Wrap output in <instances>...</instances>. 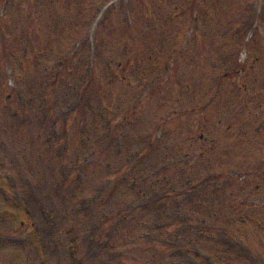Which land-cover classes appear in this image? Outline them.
Segmentation results:
<instances>
[{
	"label": "rangeland",
	"instance_id": "obj_1",
	"mask_svg": "<svg viewBox=\"0 0 264 264\" xmlns=\"http://www.w3.org/2000/svg\"><path fill=\"white\" fill-rule=\"evenodd\" d=\"M159 1L160 6L152 5L151 0H0V178L13 176V186H9L12 191L6 193L10 198L15 194V200L23 204L21 197L27 190L22 185L33 187L29 185L30 176L41 174L38 152L46 147L54 146L62 153L59 161L71 164L73 173H79L81 162L72 164L73 156L84 151L78 136L93 134L94 142L102 143L98 132L103 134L105 128L98 115L101 111L113 117L110 113L115 106L117 123L112 131L123 134L124 151L116 152L111 159L122 165L121 159L131 144L136 148L144 145L143 134L155 138L156 143L147 146L151 152L139 155L137 150L132 154L135 162L131 159L127 167L140 179L151 177L149 183L163 178L170 185L166 191L169 197L179 186L177 190L184 187L192 191L195 197L191 202L181 199L180 209L196 213L197 227L210 217L196 196L204 192L206 185L196 189L182 185L186 177H195L192 182L196 185L217 177L216 172L218 177H235L244 188L252 192L258 189L256 195L264 212V167L263 171L262 165L257 167V162L264 159V9L260 14L262 24L257 22L264 1L254 5L250 0H194L193 5L186 4L184 14L176 8L175 0ZM171 5L174 11L168 14ZM251 16H255L251 31L241 38L246 29L235 32V28ZM90 18L94 19L88 22ZM240 63H245L244 72L235 69ZM127 111L132 115L124 116ZM113 136H104L103 141L114 147L120 145L121 137L116 136L113 143ZM204 165L208 166L207 175L200 174ZM85 173V177L100 176L91 185L104 175L98 163ZM214 180L212 192L229 190L226 183ZM47 181L45 177L44 188ZM99 187V202L111 207L105 194L113 186ZM37 188L39 191V185ZM119 196L118 191L114 192V203L121 200ZM42 199L40 195L45 218L37 216V227L43 235L42 253L46 252L42 257L51 264H69L63 242L49 239L62 229L61 216ZM153 199L157 209H167L161 205L165 194ZM145 202L149 204V199ZM0 203V210L16 212L17 222L18 216L25 218L21 209L6 204L1 193ZM140 209L144 207L137 202L131 211ZM142 217L149 218L146 213ZM107 219L100 216L104 222L101 228ZM245 221L225 222L240 234V243L254 246L249 247L253 252L248 251L253 256H246L240 264H264V217L258 218L261 225ZM163 222V231L176 230L171 217ZM208 222L210 226L221 224L220 220ZM131 225L120 219L107 232L93 225L95 229L89 230L90 236L81 242L100 245L99 259L106 264H189L174 262L175 255L169 253L178 248L169 237V243L152 237L150 243L146 241L141 233L153 226ZM223 236L220 230L205 243L214 253V260L207 259L205 264H229L231 255L225 254L219 241ZM90 237L99 242H90ZM84 247H77L78 259ZM21 254L16 253L17 260L24 261ZM180 255L202 257L196 251Z\"/></svg>",
	"mask_w": 264,
	"mask_h": 264
}]
</instances>
